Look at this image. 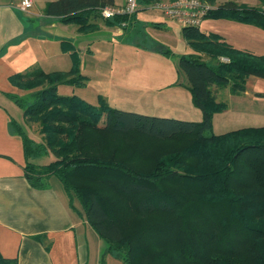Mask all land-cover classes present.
I'll list each match as a JSON object with an SVG mask.
<instances>
[{
	"label": "trees",
	"instance_id": "trees-1",
	"mask_svg": "<svg viewBox=\"0 0 264 264\" xmlns=\"http://www.w3.org/2000/svg\"><path fill=\"white\" fill-rule=\"evenodd\" d=\"M257 1L251 6L226 0L207 18L264 29V0ZM111 4L114 0H52L45 11L83 31L102 20L101 9ZM134 15L103 20L122 24ZM182 33L194 52L180 56L179 70L202 112L200 121L127 111L104 97L95 105L61 94V85L86 83L76 52L68 70L35 67L10 76L15 87L32 92L30 103L10 96L23 109L27 127L36 124L41 134L37 142L13 121L23 138L25 175L37 189L53 176L60 180L71 206L107 242L100 264L109 254L123 264H264V126L212 131L214 115L227 108L213 87L231 83L232 93L246 92L248 76L264 78V54L200 27H183ZM61 48L72 51L73 44L62 40ZM108 134L182 144L161 151L143 168L127 158L103 156ZM48 153L54 155L49 163L32 161ZM0 264L19 262L0 254Z\"/></svg>",
	"mask_w": 264,
	"mask_h": 264
},
{
	"label": "rangeland",
	"instance_id": "rangeland-1",
	"mask_svg": "<svg viewBox=\"0 0 264 264\" xmlns=\"http://www.w3.org/2000/svg\"><path fill=\"white\" fill-rule=\"evenodd\" d=\"M0 1L13 3L17 10L20 0ZM124 2L125 0H115L114 4L121 5ZM220 2L222 0H217V5ZM236 2L251 6L259 4L257 0ZM132 18L125 23L112 25L102 19L95 24L89 23L92 27L88 25L83 31L77 26L81 31L78 33L72 27L76 25L65 26L61 23L48 33L44 31L43 22L38 21V33L32 31L31 34H34L30 39L41 59L40 63L50 71L70 69L73 64L72 53H77L81 72L87 77L86 83L80 87L61 85L59 92L63 95L76 94L95 105L104 97L110 106L127 111L202 120V112L194 104L192 93L185 86L187 76L179 70L180 56L194 52L183 37V27L152 10H139ZM200 29L218 32L236 47L264 54L262 28L234 19L210 17L202 22ZM59 36L71 37L73 48L70 53L62 50L57 54L60 57H54L51 46L48 47L47 42L44 44L43 39L50 38L49 43L52 42L54 47L55 38ZM168 49L169 54L166 52ZM177 81L183 85H176ZM213 89L217 99L227 103L224 111L214 115L213 132L220 134L242 127L264 126V78L248 76L246 92L232 93L231 83L225 87L215 85ZM21 96L29 103L33 100L31 91L25 90ZM14 104L13 107L7 106L9 111L15 119L23 123L32 138L37 142L41 141L38 126L31 124L27 127L23 109L17 103ZM104 138L109 142V148L101 152L103 156L127 158L143 168L152 166L161 151H174L182 144L180 141L150 143L145 137L135 135L108 134ZM53 159L54 155L48 153L35 157L32 161L45 164ZM51 182L60 185L65 192L57 177L53 176ZM76 204L81 208L77 201ZM93 234L99 238L104 252L107 247L106 240L95 231ZM91 238L92 242L96 239L93 236ZM102 255L103 253L101 257ZM109 264H115V260L111 259Z\"/></svg>",
	"mask_w": 264,
	"mask_h": 264
},
{
	"label": "crops",
	"instance_id": "crops-1",
	"mask_svg": "<svg viewBox=\"0 0 264 264\" xmlns=\"http://www.w3.org/2000/svg\"><path fill=\"white\" fill-rule=\"evenodd\" d=\"M50 1L34 0L28 10H22L19 1L17 7L24 13L16 10L13 3L0 1V254L17 258L19 264H100L103 248L93 233L99 234L87 224L83 214L71 206L66 190L63 192L60 185H54L52 178L42 189L28 181L23 138L13 121L23 123L15 119L7 107L15 105L11 94L21 96L25 91L11 83L12 74L35 67L50 71L40 63L30 39L32 31L38 33V21L43 22L44 31L48 33L59 23L71 25L46 13ZM72 27L76 33L81 32L77 25ZM49 40L44 38L43 42L51 46L54 57H60L57 54L63 50L62 40L74 43L71 37L59 36L53 47ZM92 236L96 238L94 242ZM111 259L115 264L119 261L123 264L112 254L107 255L106 264Z\"/></svg>",
	"mask_w": 264,
	"mask_h": 264
},
{
	"label": "built area",
	"instance_id": "built-area-1",
	"mask_svg": "<svg viewBox=\"0 0 264 264\" xmlns=\"http://www.w3.org/2000/svg\"><path fill=\"white\" fill-rule=\"evenodd\" d=\"M226 0L217 5V0H125L121 5H107L101 9L103 19H113L120 15H133L139 10H153L174 20L182 27H200L208 14L219 7ZM242 1V0H234ZM34 0H20V8L28 10ZM224 61L229 58L223 57Z\"/></svg>",
	"mask_w": 264,
	"mask_h": 264
}]
</instances>
